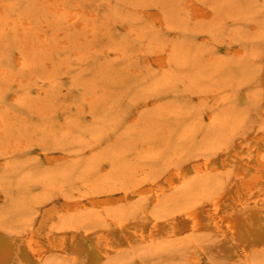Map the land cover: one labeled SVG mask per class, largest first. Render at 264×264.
<instances>
[{
	"label": "rangeland",
	"instance_id": "374dc122",
	"mask_svg": "<svg viewBox=\"0 0 264 264\" xmlns=\"http://www.w3.org/2000/svg\"><path fill=\"white\" fill-rule=\"evenodd\" d=\"M41 1L47 4L55 3V6L66 11V15L49 14L50 11ZM194 1L202 7L204 6V9L209 11L212 17L194 19L189 9L191 0H0V70L1 72H7V74L0 73V76H4L0 79V114L3 115L0 119V235L2 237L8 235L12 240L15 238L13 241L16 244V253L24 249L23 239L21 238L25 239L30 236L29 231L31 229L40 228L41 225L38 223H41V216L44 212L56 206L57 208L61 207L66 196H69L76 197V203H81H77L81 206L76 204V207H79L83 213L80 214V217L73 214H64L62 223L71 230L90 231V236L97 233L106 235L112 243V248L109 249L108 262L105 264H209L205 256L198 260L200 262L193 261L192 257L189 256L188 251L190 248L188 245L190 241L186 239H192V237L193 239L203 240L201 242L202 247L210 249V256L216 264H242L238 261L234 262L230 255L233 251L231 252L221 239L209 240L212 232L206 228L191 231L190 234V231L184 232L181 238L178 239L181 241L186 240V243L183 242V246H181L182 242L179 241L178 243L175 240L176 245L170 244L167 249H158L155 244L156 241L152 242V240L159 239L158 241H162L163 244L172 242L171 239L163 238L165 235L163 233H158L156 234L157 237L154 235L153 238H150L151 241L149 242L152 245H149L148 241L143 239L140 241L143 225H149L146 217L155 214H168L177 211L181 207L180 204H196L202 200L201 194L198 193L199 188L202 187L201 183L192 182L196 176L192 175L194 174L193 170L188 167H178L177 171L181 168L179 174L186 176H181L183 183H195L194 187L196 188L192 193L180 196L179 200L181 202H178L175 199L176 195L169 190H161L163 188L168 189V185L160 180L167 175L165 165L169 154H172L178 147H185L186 143L180 142L178 139L182 136L183 130L188 128V125L189 127L195 126V137L191 142L195 144L196 149L194 147L189 149L191 160L194 155L196 157L200 155L196 153L198 152L197 147L203 143L201 141L203 137L208 141L207 143L216 141L217 132L215 130L217 125L216 122L211 121L212 118L210 119V117L220 119L223 108L222 106L220 108L215 107L221 90L218 86L213 85L212 79L211 82L209 81V75L212 74V68L214 67L212 59H215L216 62L228 61L230 55L238 49L237 47L252 43L256 40V37L264 35V0ZM77 9L79 11L83 10L82 13L77 14ZM212 11L217 14L212 13ZM73 13L76 16L72 20L69 18V14ZM151 13L163 17L165 27L160 28L156 25L149 16ZM8 18L10 19L8 20ZM17 22L21 26L18 25L17 27ZM160 33L162 34L159 35ZM233 35L239 36V40H235ZM160 37H163V39ZM240 40V44H233L234 41L238 42ZM172 42L176 43V46L171 44ZM29 48L31 50H28ZM171 48L175 52L181 53L180 57L176 55L171 60V75H167L163 71H156V68L145 64L144 57L152 58L156 52H163L166 57H172L167 51ZM139 49L142 52H138ZM262 49L264 50V46H262ZM144 50L146 53L148 52V55L144 53ZM19 52L25 58L26 66L23 70L15 66L12 61L15 56L20 54ZM198 54L203 57L202 60L199 59ZM183 57L187 58V62L181 65L180 59ZM192 58L194 59L192 60ZM199 63L200 65H197ZM157 72H160V74H157ZM10 74L22 78V84L18 89L12 84ZM260 76L264 78V70H262ZM166 78L167 81H165ZM3 86L7 88L8 92H4ZM254 91V88L249 86L243 89V97L247 103L244 107H249V109H246L249 113V121L241 135L235 139L242 140L247 145L251 144L252 138H255V134H258L260 131L258 129L264 126V95L262 101L256 103L251 100L250 93ZM9 92L15 94L14 96L17 98L15 102L11 101ZM166 92L168 94H165ZM3 95H6V97L4 96V98ZM149 96L153 97L150 98ZM147 98L162 107L151 109L138 123L132 124V117L136 111H139L136 106L139 103L140 106L143 105V100ZM172 109H179L182 113L175 115L172 113ZM218 110L220 111L218 112ZM115 117L117 123L111 122ZM14 120L17 121L14 122ZM100 120L102 125L99 126L101 128L105 126L107 131L106 141L101 144V147L108 149L106 144L110 143L109 145L113 149V153L110 154L113 157H110L108 162L102 156L96 159L91 157L89 152L82 155L61 154L66 155L69 159L61 164L60 169L62 171L53 175L49 173L47 167L42 168L40 171L37 166L31 164V161L41 162L44 158L43 155L45 154H38V152H46L48 148H54L58 143L64 145V147L68 146L66 148L70 152L77 149L88 151L85 147L80 146L77 141L78 137L93 134ZM209 133L215 136H211ZM24 140L26 141V147L19 144ZM153 143L155 144L151 145ZM162 143H169L171 146L169 150L160 154V148L165 147L161 145ZM183 143L184 145H182ZM144 146L146 148L154 147L155 149L149 152ZM233 149H235V143L228 146V150ZM115 157L122 158V160L112 167L109 162L114 161L113 158ZM78 158L85 159L83 167H79L78 164L70 161H77ZM22 159L24 160L22 161ZM67 163L69 164L67 165ZM219 169H221L220 166ZM68 170L69 172H67ZM27 175H33L35 178L27 180ZM183 177L188 178V180ZM139 182L142 184L141 189L146 190L144 187L153 186L151 188L157 189V192H154L146 200H141L138 195L131 196L129 192ZM123 193L127 194L125 195L126 200H122ZM50 195L53 197L51 198ZM40 196H45L46 200L38 199ZM117 196L119 197L118 200H116ZM158 196H161L160 199H158ZM105 197L110 198L106 199ZM111 197L114 198L111 199ZM202 197L205 198L203 194ZM95 198H97L96 200L103 198L104 205L107 203L106 206L101 207V200L97 201V214L91 212L92 206L89 202L87 203L89 199L93 200ZM155 199L159 200L160 205L153 203ZM107 200H110V202ZM128 200L129 202L126 203L125 201ZM59 202L61 203L59 204ZM195 204L190 208V212L193 214L202 211V207ZM156 207L158 208L156 209ZM31 208L35 210H31ZM138 209L139 213L135 211ZM101 214H104L102 216V218L105 217L104 219L100 217ZM108 214L111 216L109 217ZM94 216L96 219L91 218ZM69 219L73 220V224ZM56 220L54 218V221ZM95 220L98 221L95 222ZM116 220L118 222L122 220L119 224L130 229V231L133 230L134 233L137 232L140 239L133 232L129 239H126L127 241L120 238L118 232L112 231V221ZM46 222H44V225H49V223L51 225L53 221L50 222L47 219ZM147 225L144 228L145 231L149 230ZM39 230L37 233L40 236H42L41 234L45 236L44 229H41L40 232ZM10 233L12 234L10 235ZM185 233L189 234L188 237ZM62 234L64 238L65 235H67L66 237L70 236L69 231ZM112 234L114 235L111 236ZM135 235L136 237H134ZM90 236H86L83 242L92 239ZM111 237H115L118 242ZM42 238L40 237V240ZM46 239L44 237L41 240V243L44 242L41 249L46 255L47 261L40 264H75L71 254L75 252L73 246L77 245L78 242L75 241V245H73L69 240L63 241L58 247H55V250L52 249ZM206 239L208 240L206 241ZM46 243L50 248L46 246ZM118 243L119 245H117ZM44 248L46 249L44 250ZM58 248H61V251ZM64 249L65 252H63ZM99 262L98 264H100ZM248 264H264V246L259 255L248 257Z\"/></svg>",
	"mask_w": 264,
	"mask_h": 264
},
{
	"label": "bare ground",
	"instance_id": "6f19581e",
	"mask_svg": "<svg viewBox=\"0 0 264 264\" xmlns=\"http://www.w3.org/2000/svg\"><path fill=\"white\" fill-rule=\"evenodd\" d=\"M41 2H43L42 4L50 11L49 14L53 13V14H57L58 16L59 15L60 16H65L66 15V13H65L66 11L63 8H61V7L58 8L57 6H55V3L47 4L44 1H41ZM189 9L191 10L192 16L194 17V19L195 18H211L212 17L211 13L209 11H207L206 9H204V6L202 7L199 3H197L194 0H191V2L189 4ZM82 11L78 10L77 14L82 13ZM2 12H4V11H2ZM212 13H215V12L212 11ZM215 14H217V13H215ZM74 16H76L75 13L69 14V18L72 19V20H73ZM149 16L154 20V23L156 25H158L160 28L165 27V19L163 17L154 15V13L149 14ZM9 19L10 18H8V20ZM14 20H16V19H14ZM26 21H27V19H26ZM57 22H58V20H57ZM12 25H13V20H12ZM18 25L21 26V24L19 22H17V27H18ZM157 29H158V27H157ZM5 30H6V28H5ZM17 30H18V28H17ZM20 31H21V33H23L22 29H20ZM156 31H158V30H156ZM159 32H161V31H159ZM161 34L162 33H160L159 35H161ZM36 35L38 36L37 33H36ZM238 37L239 36H237V35H233V38L235 40H239ZM151 39H153V38H151ZM161 39H163V37ZM9 41H11V40H9ZM155 41L157 42L156 38H155ZM250 42H251V40H250ZM177 43H180V42H177ZM240 43H241V40L238 41V42L234 41L233 44L234 45H236V44L238 45ZM145 44H147V43H145ZM171 44L175 45L176 43L174 44L172 42ZM171 44H169V45H171ZM124 45H126V44H124ZM147 46H148V44H147ZM262 46H264V35L262 37L261 36L256 37V40L253 41L252 43H246L245 45L243 44V46H241V47H237L238 49L235 52L231 51L233 53L230 55V59L228 61L223 60V61L216 62L215 59H212V61L214 63V67L212 68V74L213 75L212 74L209 75V77H210L209 81L211 82V79H212L213 85H216V87L218 86L220 88V90H221L219 92L220 96H219L218 102L215 104V107L216 108H220L222 106V108H223L222 115H221L222 117L220 119L219 118H215L213 116L210 117V119L212 118L211 121L216 122L217 126H216V130L215 131L217 132V134L215 136L212 133H209V135L215 136V140L216 141L207 143L208 141L205 140V137H203L202 140H201V141H203V143H201V146L197 147L198 148V152L196 154H200V155H197V157H196V155H194V157H192V160H191V156H189L190 155L189 154L190 153L189 149H192L194 147V145H195L193 142H191L194 139V137H195V130H194L195 126L194 127H189V125H188L187 126L188 128H185L183 130L184 132H183L182 136L179 137V139H178V141L186 143L185 147L176 148V150L173 151L172 154H169L168 160L166 161L165 168H166L167 175L165 176L164 179H161L160 181L165 182V184L168 185V189L167 188H163L161 190H165V191L169 190L170 192H172V194L176 195L175 199L178 202H181L179 200L180 196H182V195H184L186 193H192V191L196 188V187H194L195 183L194 184L193 183H191V184L190 183H183V179H182L181 176H184V175H180L181 173L179 174V172H180L179 170H181V168L178 169V171H177L178 167H188L189 169L193 170V173L195 174V175L194 174H192V175L196 176V178H194L192 182H200L201 186H202L198 190L199 191L198 192L199 195L201 194L202 200H200L196 204L194 203L195 205L201 206L202 207V211L198 212L197 214L191 213L190 212V208L193 207L194 204H190L189 203V204H186V205L180 204L181 207L177 211H174V212H171V213L169 212L168 214L165 213L164 215L155 214V215H151L150 217L148 216V217H146L147 218L146 220H148L149 225H147V224L143 225V230L140 229L139 227H137L140 230H142L141 231V237H140V235H138L137 232L134 233L133 230L130 231V229H127L126 227H123L122 224L120 225L119 223L122 220L120 222H118V220L112 221L113 222L112 223L113 224L112 231L115 230L116 232H118L120 238L125 239V240L129 239L130 235L133 232V234H137V238H139V237L141 238L140 241H142V239H143L145 241H148L149 245H152V243L149 242V241H151L150 238H153L154 235H156L158 233H160V234L163 233V234H165L163 238L168 239V240L171 239L172 242L165 243V242H168V241H165L164 243L168 244V245H165V244H163L162 241L159 242L158 241L159 239L158 240H152V242L153 241H156V242L158 241V243L155 242V244L157 245V248L160 249V250L167 249V247H170V244H172V245L175 244V240L178 243H179V241L182 242V243L183 242L186 243V240H189L190 244L188 245V247L190 249L188 251V254H189L190 257H192L193 261L196 262V261L200 260L203 256H205L208 259V263L209 264H216L215 261L210 256V253H209L210 249L202 247V244H201V242H203L202 239H193V237H192V239H186V240L182 238L184 241L178 240V239L181 238L183 233L186 232V231L187 232L190 231L189 232V234H190L191 231L194 232V231H197V230H199L201 228H206V229H209L212 232V236L209 238V240L221 239L222 242L225 243L227 245V247L231 250V252L233 251L230 255H231V258L234 260V262L238 261V262H240L242 264H248V257L249 256H257V255H259V253L261 252L262 247L264 246V126L262 128L258 129L260 131L258 132V134H255L256 135V136H254L255 138H252V142L249 145L244 143L242 140H235V139L238 138L239 135H241V133L244 131V129L246 128V125H247V123L249 121V117H248L249 113H247V111H246V109H249V107H244L245 104L247 105V103H246V101H245V99L243 97V89L245 87H247V86L254 88L255 91L250 93V94H251V100H253L256 103H260L262 101V96L264 95V78L260 76L262 70H264V50L262 49ZM177 47H178V45H177ZM184 47H186V46L184 45ZM6 49H8V48H6ZM10 49H11V46H10ZM12 49H14V48H12ZM142 49H144V48H142ZM234 49H236V48H234ZM28 50H31V49L29 48ZM26 51H27V49H26ZM167 51H169V54L172 57H168V56L166 57L165 54H163V52H159V53L156 52V54L152 58L147 57V56L144 57L145 58L144 59L145 64L147 66H149V67L156 68V71H163V72H166L167 75H171V73H172L171 72V60H173V56L179 55V57H180L181 53L175 52L174 49H172V48L168 49ZM134 52H135V50H134ZM138 52H142V51H140V49H139ZM227 52H228V50H227ZM144 53H146L145 50H144ZM144 53H142V54H144ZM147 53H146V55H148ZM22 55L23 54H21V53L18 54L17 56H15L12 59V61L14 62L15 66H17V67H19V69L23 70L25 68L26 64H25V58ZM3 56H1V57H3ZM116 56H119V55H116ZM198 56L200 57L199 54H198ZM198 56H197V58H198ZM128 58H130V57H128ZM202 58L203 57H200L199 59L202 60ZM193 59L194 58H192V60ZM206 59H208V58H206ZM108 60L110 61V59H108ZM116 61H118V60H116ZM59 62H61V61H59ZM103 62H104V58H103ZM186 62H187V58L183 57V58L180 59L181 65L185 64ZM206 64H207V62H206ZM208 64H210V63H208ZM197 65H200V63L197 64ZM197 65H196V67H197ZM116 68H117V66H116ZM0 73L7 74V72H4V71L1 72V70H0ZM157 74H160V72H157ZM175 75H177V74H175ZM10 76H11L12 81H13L12 84L18 89L20 87V85L22 84L21 83L22 82V80H21L22 78L20 79V77L18 78V76L14 77L13 74H10ZM183 76H184V74H183ZM2 78H4L3 75L0 76V79H2ZM184 78H185V76H184ZM69 79H67V80H69ZM44 81H46V80H44ZM165 81H167V78H166ZM188 87H189V85H188ZM186 88H187V86H186ZM3 90L5 92V91H7V88L5 86H3ZM216 93H218V92H216ZM9 94L11 95V101L15 102L17 100V98L14 96L15 94L14 93H10V92H9ZM165 94H168V93L166 92ZM4 96L6 97V95H3V97ZM22 97H23V95H22ZM151 97H153V96H151ZM185 98H187V97H185ZM143 102H144L143 105L140 106V103H139L136 106V108H139V111L135 112V114L132 117V119L130 118L132 124L138 123L143 118V116L147 112H149L151 109H159V108L162 107L160 104H158L156 102H151L149 98L143 100ZM165 102L168 103L167 101H165ZM170 102H172V101H170ZM263 104H264V102H263ZM116 107H117V104H116ZM172 111H173L172 113L175 114V115H177V114L179 115V114L182 113V111L179 110V109H172ZM219 111L220 110H218V112ZM158 115H160V114H158ZM2 116L0 114V119L2 118ZM8 116H9V114H8ZM33 116H34V114H33ZM207 116H209V115H207ZM74 117H75V115H74ZM7 118H9V117H7ZM73 118H72V120L74 121L75 118L74 119ZM199 119H201V118H199ZM120 120H122V119H120ZM15 121H17V120H14V122ZM111 122L117 123V118L115 117L113 119V121H111ZM32 124H33V122H32ZM100 124L102 125L101 120L98 121V125H97V128L95 130L96 132L94 131L93 134H89L90 136L85 134L83 136L78 137L77 141L79 142L80 146H82V148L85 147V149L88 150V151H85L84 149L83 150L77 149V150H74V151L70 152V150L68 148H66L68 146L64 147V145L62 146L61 144L58 143L57 145H55L54 148H48L46 150V152H38V154H45V155H43L44 158L42 159L41 162L31 161V164L37 166V168L40 171L42 170V168L47 167L49 169V171H50L49 173L51 175H53L54 173L57 174L56 172L62 171L60 169V167L62 166L61 164L64 161H67L69 159L68 157H66V155L63 156L61 154H81L82 155V154H86L87 152H89L91 157H94L96 159V158H99V156H102V158L105 159V161L108 162L110 160V157H113V156L110 155V154L113 153V149L109 145L110 143L106 144V147L108 149H105V147H101V144L105 143V141H106L107 131L105 129V126L101 128L99 126ZM71 129H72V127H71ZM224 129H226V130H224ZM32 131H33V129H32ZM168 135H170V134L168 133ZM152 140L154 141V139H152ZM231 143H235V149L228 150V146ZM19 144L22 147H24L26 145V141L24 140V141H22ZM154 144L155 143H153L151 145H154ZM161 145L165 146V147H161L160 148V150H161V151H159L160 154L163 151L169 150L170 146H171V145H169V143H162ZM182 145H184V143ZM154 149H155L154 147H152V148L151 147H147L146 148V150L149 151V152L151 150H154ZM49 154H52V155H49ZM81 155H79V156H81ZM86 157H88V156H86ZM113 159H114V161L109 162V164L112 167L115 166L116 163H118V162H120L122 160V158H118V157H115ZM8 160H10V159H8ZM23 160L24 159H22V161ZM84 160L85 159L82 160L81 158H78L77 161H73V160H70V161L73 162L74 164L75 163L78 164L79 167H83ZM87 161H88V159H87ZM68 164L69 163H67V165ZM11 165H14V164H11ZM219 166H220L221 169H219ZM12 167H14V166H12ZM105 170H107V169H105ZM67 172H69V170ZM84 174L86 175V173H84ZM142 175H144V174H142ZM192 175H190V176H192ZM162 176H163V174H162ZM61 177H62V175H61ZM68 177H70V176H68ZM184 177H186V176H184ZM32 178H35V176H33V175L32 176H29V175L26 176L27 180H30ZM36 178H37V176H36ZM188 178H189V176H188ZM188 178L187 179L184 178V179L188 180ZM141 181H142V179H141ZM144 182H147V181H144ZM108 184H110V183H108ZM126 184H128V183H126ZM111 185H114V184H111ZM141 185L142 184L139 182L138 185H135L134 189L133 188L131 189L132 191L129 190L130 192L129 191H127V192H129V194L131 196L132 195H138L141 200H146L149 196H152L154 194V192H157L156 191L157 189L151 188L153 186H151V187L149 186L151 189L148 186L144 187V189L146 188V190H143V189H141ZM160 186H159V188H160ZM111 187H113V186H111ZM117 188H118V186H117ZM147 188H148L149 191L147 190ZM60 189H61V187H60ZM195 192H197V191H195ZM113 193H115V192H113ZM155 194H157V193H155ZM166 194H168V193H166ZM202 194L205 196V198L202 197ZM125 195H127V194L123 193V199L122 200H126ZM188 195L191 196L190 194H188ZM44 197L40 196L38 199L46 200ZM52 197L53 196H51V198ZM159 197H161V196H158V199H160ZM64 198H65V196H64ZM75 198L66 196L64 203L61 204L62 205L61 207L57 208V206H56V207H54L52 209H49V207H48V209H49L48 211L47 210L46 211L44 210L45 212L43 211L44 214L42 213L43 215L41 216L42 217V221H41V223H38L42 227L39 225L40 228H38V229L37 228H33V230L31 229L29 231L30 236H27V238H25V239L21 238V239H23L22 240V244L24 245L23 251H20L18 249L19 248L18 247L17 250H19V252L16 253V251H15L16 244H14V241H13V240H15V238L12 240L11 237H9L8 235L6 237H2L0 235V264H40V263L46 262L47 261V257H45L46 255L43 253V250L41 249L42 248L41 245H42V243H44V242L41 243V240H43L44 237L47 238L46 240L49 242V245L52 247V249L54 248L55 250H56L55 247H58V245H60L63 241L66 242L67 240H69L70 243H73V245H75V241L78 242L79 244L77 243V245L73 246V248L75 247V252H73L71 254L73 259H74V261H75V264H94V263L98 264L99 261H100L99 262L100 264L107 263L108 262L107 261L108 260V255L110 254L109 253V249L112 248V246H111L112 243H111L110 240L107 239L106 235H104L103 233H97V234H94L93 236L91 235L92 236L91 237L90 236V231H85V230L84 231H79V230H76V229L75 230H71L70 228H66L67 225L65 226L62 223V217H63L64 214H73V215H77L78 217H80V214L83 213L82 210H80L79 207L78 208L76 207V204L79 203V202L76 203ZM112 198H114V197H111V199ZM96 199L97 198H95L93 200L89 199V201H87V203L89 202L90 205L92 206L91 212L97 214L98 213V212H96V208L98 207V202L97 201L101 200V202L103 203L104 200L102 201L103 198L102 199H98V200H96ZM118 199H119V197L116 198V200H118ZM14 201H16V200H14ZM77 201H79V200H77ZM107 201L110 202V200H107ZM125 202L126 203L129 202V200L125 201ZM161 202H163V201L161 200ZM32 203H33V201H32ZM60 203L61 202H59V204ZM102 203H101V207H103V205H104V203L103 204ZM153 203L155 205H160L159 200H157V199H155L153 201ZM16 204H18V203H16ZM79 204H81V203H79ZM79 204H77V205H79ZM106 204L104 206H106ZM28 205H30V204H28ZM79 206H81V205H79ZM21 207H22V205H21ZM85 207H83V209ZM11 208H12V206H11ZM157 208L158 207H156V209ZM145 209L147 210V208H145ZM31 210H35V209L31 208ZM84 210H86V209H84ZM135 211L138 212L139 209L135 210ZM137 212H135V213H137ZM155 212H157V211H155ZM142 214H146V213H142ZM103 215L101 214L100 217L102 218ZM117 215H119V214H117ZM149 215H150V213H149ZM108 216L110 217L111 215L108 214ZM54 218L57 219V220L54 221ZM91 218L94 219L95 216L91 217ZM91 218H90V220H91ZM104 218L105 217H103L102 219H104ZM47 219L50 222H51V220L53 221L51 225H50V223H49V225H44L45 224L44 222H46ZM49 219H51V220H49ZM93 219H92V221H94ZM69 221L72 222V224H73V220L69 219ZM97 221L95 220V222H97ZM142 221H144V220H142ZM46 224H47V222H46ZM75 224H77V223L75 222ZM86 225H87V223H86ZM146 225L149 226V230L148 231L147 230L145 231V229H144ZM17 226H19V225L17 224ZM30 226H31V224H30ZM46 226H47V228L45 229ZM78 227H79V225H78ZM41 229H44L45 236L43 234H41L42 236H40L39 233H37V231L39 230V232H40ZM67 231H69V235L70 236L66 237L67 235H65V238H64V236L62 237V235H64L62 233L63 232H67ZM11 234L12 233H10V235ZM23 234H25V233H23ZM23 234H21V235H23ZM185 234H186V236L189 235L188 233H185ZM113 235L114 234H112L111 236H113ZM86 236H90V238H92V239H90L89 241L83 242L84 238H86ZM40 237H43V238L40 240ZM134 237H136V235ZM156 237H157V235H156ZM111 238H114V240H116L115 237H111ZM78 239H79V241H78ZM19 240H20V238H19ZM207 240L208 239H206V241ZM112 241H113V239H112ZM116 241H115V243L118 242V241L117 242ZM133 241H135V240H133ZM140 241H139V243H140ZM65 242H64V244H65ZM119 243L117 245H119ZM184 243L182 245L180 243V245L183 246ZM43 245H45V244H43ZM46 246L50 248V246H48V244ZM59 247H61V246H59ZM62 247H63V245H62ZM118 247H116V248H118ZM45 249L46 248H44V250ZM60 249L58 248V250H60ZM63 252H65V249H64ZM65 256H67V255H65ZM109 258H111V257H109ZM48 259H49V256H48ZM198 262H200V261H198Z\"/></svg>",
	"mask_w": 264,
	"mask_h": 264
}]
</instances>
